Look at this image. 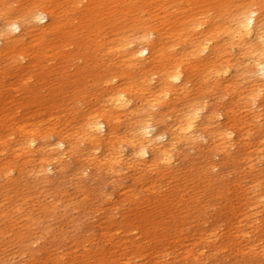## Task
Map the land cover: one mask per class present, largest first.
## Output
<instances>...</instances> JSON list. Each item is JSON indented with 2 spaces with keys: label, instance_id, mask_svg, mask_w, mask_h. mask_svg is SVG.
<instances>
[{
  "label": "bare ground",
  "instance_id": "bare-ground-1",
  "mask_svg": "<svg viewBox=\"0 0 264 264\" xmlns=\"http://www.w3.org/2000/svg\"><path fill=\"white\" fill-rule=\"evenodd\" d=\"M4 3L0 0V5ZM107 3L95 0L91 12L87 7L83 15L89 19L81 28L94 24L98 34L97 25L105 20L111 24L113 38L103 40L98 34L91 35L92 39L82 34L76 44L83 49V65L63 85L49 88V105L63 113L59 121L38 116L34 121L23 119L0 134V154L4 155L0 163V264H21L23 255L29 258L27 264L113 263L115 250L105 249L104 240L114 244L122 234L132 235L134 230L146 234L148 218L137 211L136 224L122 218L116 226L114 214L103 206L111 194L103 193L104 186L110 190L119 187L122 171L137 174L138 183L148 173L169 174L178 181L182 171L176 161L184 163L188 149L199 156L197 165H191L186 175L192 185L198 188L204 183L203 191L209 195L215 189L216 194L237 197L236 205L223 216L233 232L211 248L220 233L199 228L194 242L181 245L177 252H166L168 240L181 234L175 230L169 233L170 225L158 233V238L150 235L155 240L147 249L155 255L154 264H204L206 260L203 262L200 256L206 253L213 264L228 256L233 259L229 264H261L257 259L250 261L249 249L252 258L260 255L243 241L249 240L250 233L244 226L250 217L247 209L264 211V169L260 167L264 165V4L235 0L233 7L228 1H216L209 18L207 9L197 6L174 24L166 23L169 28L164 31L143 19L139 30L133 31L132 25L133 32L125 36L124 29L108 17ZM0 10V55L27 35L46 44L45 33L56 35L61 51V47L72 44L77 31L65 24L61 28L55 13L39 4L16 16L5 7ZM77 54L62 52L60 58L73 61ZM103 54L108 60L101 62ZM13 61V66L23 67L24 73L38 63L33 59L22 66L17 56ZM21 74L18 80L24 79ZM70 99L76 107L69 105ZM35 100L42 101L39 96ZM231 147H235L234 156L229 153ZM215 154L220 155L219 160L210 162ZM47 171L52 177L46 175ZM84 174L91 182L77 186L85 194V201L80 203L68 195L64 184ZM246 178L248 185L243 183ZM196 188L182 195L176 190L177 210L196 202ZM138 193L140 190L129 187V198H137ZM69 211L77 215L68 218ZM100 211L104 212L101 225L105 227L99 238L94 237L88 223L90 229L68 237L71 253L83 249L81 255L87 262L77 260V255L64 260L67 253L57 250L65 238L57 225L65 219L74 224ZM168 213L158 214L155 228L166 223ZM200 215L198 211L194 219ZM255 218L260 224L255 223L254 229L259 230L262 240L257 248L264 252V217ZM45 234L43 255L35 256L31 247ZM87 245L90 247L85 248ZM137 252L129 253L130 257L120 255L114 263L133 264L143 248L138 247ZM176 256L184 260L171 262Z\"/></svg>",
  "mask_w": 264,
  "mask_h": 264
},
{
  "label": "rangeland",
  "instance_id": "rangeland-1",
  "mask_svg": "<svg viewBox=\"0 0 264 264\" xmlns=\"http://www.w3.org/2000/svg\"><path fill=\"white\" fill-rule=\"evenodd\" d=\"M108 3L106 4L109 7L110 15L109 18L115 20V24L118 27L123 28V34L126 36L128 33L133 32L135 30H139L138 26L141 24L143 19L149 21L151 27L158 29L159 31H164L169 28V25L166 23L172 21L171 24H174V21L182 16L183 13L188 11L189 9L196 8L197 6L205 7L207 9L206 17L209 18L212 15V6L216 1L220 3L230 2L233 4L235 0H102ZM242 1H253V0H242ZM258 3L264 4V0H254ZM95 3V0H5V3L0 5L1 7H5L7 12L16 16L19 15L23 10H31L35 7V4H39L40 7L48 8L52 10L59 22V26L65 24L70 28L76 27L77 31L73 33L72 44L65 45L61 47L62 52H70L76 54L78 51V58L73 61L70 59H61V51L57 48V39L56 35L52 33H45L44 40L46 44L41 41H38L36 36H25L21 43H17L12 45L9 51L0 55V134L7 132L10 130V125L15 121L27 120L34 121V117L47 121H59L63 116V113L59 114L57 108L52 107L48 103V99L52 96L49 93V88L51 86L59 83L63 85L67 79L69 80L72 75L81 68L83 65L82 52L83 49L77 46L76 41L83 36L86 35L88 37L92 36H102L103 40H110L113 38L112 31L110 28V23H105V20H102L100 23L98 20H95L96 23H99L98 32L96 33V29L93 28L94 24H89L85 29L81 28L84 20L89 19V16L85 17L83 15L86 11L87 7H90V12ZM1 11V10H0ZM96 19H100L98 15L93 16ZM134 25V30L131 31V26ZM90 29V30H89ZM89 30V31H88ZM139 32V31H138ZM137 32V33H138ZM95 34V35H94ZM130 34L128 37L135 35ZM92 35V36H91ZM104 36V37H103ZM56 39V40H55ZM92 39H94L92 37ZM55 45V47H54ZM57 49V50H56ZM45 53V54H44ZM14 56H17V59L20 61V65L25 66L28 61L35 59L38 61L36 65L30 67L31 69L24 73L23 67L13 66ZM55 58V59H54ZM101 62L108 60V55L103 54L100 56ZM118 60V58H116ZM74 65V66H73ZM20 73H24L22 77L24 79L18 80V75ZM20 83H22V87H20ZM24 88V89H23ZM40 97L42 101L36 103V97ZM68 97H65L67 99ZM43 102V103H41ZM66 106L67 102L65 101ZM33 104V105H30ZM38 104L37 106H34ZM28 105V107H26ZM71 107H76V104L71 103ZM68 105V106H69ZM39 127H44V124H38ZM229 153L234 156L235 155V147H231ZM187 150V149H186ZM218 154L211 155L212 161L219 160ZM2 157L4 155L0 154V163L2 162ZM199 156L193 149L187 150V159L184 163L176 161V164L181 165L180 170L182 172L179 173V180L177 181L175 178L170 176L169 174L159 175L154 173L146 174L141 182L138 183L135 180L137 174H133L132 172L125 174V171H122L124 174H120L119 176V187L114 190H110L108 186H104L103 193L111 194L107 195V202L103 205L110 213L113 215V221L116 226L122 218L124 220L133 221L135 224L137 219V211H140L142 214H146L148 218V224L145 229H148L151 233L149 234L148 230L146 234L140 235L137 230L132 231V235L130 234H122L119 239H116L114 242L119 243L117 245L111 244L108 241L103 242V246L105 249H110L109 251L115 250V258L111 259L113 263L120 255L128 256L129 253L137 252L138 247L143 248V254L137 255L133 262V264H154L155 255L151 253V248L149 245H153V238L150 235H157L163 230H167L170 228V232L175 230V232L180 231L181 234L179 238L175 236L170 238L166 245V252L176 251L177 248L181 245H188L196 240L195 231L199 228L208 229L207 233L216 231L220 233V236L217 239H213L214 245L216 246L220 241L225 240L227 238V234L229 231L233 232V229L223 220V216L227 214L232 208L236 205L238 201L236 196H222L220 194H216L215 189H212V195H209L207 192L203 191L204 183L199 184L198 188H196L195 184L192 185L193 181L189 178H186V175L190 174V166L197 165V160ZM260 165V164H259ZM264 169V165L261 166ZM1 169V168H0ZM215 169V168H214ZM215 172V170H213ZM12 175L13 173L10 172ZM46 175L48 177H52V172L47 171ZM132 176V177H131ZM231 176V175H230ZM232 177V176H231ZM3 180V177H0V181ZM89 183L88 176L86 174L81 175L79 178H72L71 181L66 182L64 184L65 190L68 192V195L78 202H84L85 194H83L82 190L77 187L80 183ZM245 185H248L249 179L243 182ZM179 184V186H177ZM77 189H75L76 187ZM132 185V186H131ZM129 187L135 190H140L137 198H133L128 196ZM178 188V189H177ZM184 188L182 191L180 189ZM196 188L197 191V199L196 202H188L187 206L183 210H177L176 206V190H179V193L185 194L188 193L191 189ZM211 190V189H210ZM248 193V190L245 191V194ZM250 196V195H249ZM91 200V196H89ZM242 197V196H241ZM111 207V209H108ZM249 210V222L244 224L246 227V231H250L247 233L248 241H243V244H248L254 246L260 257L252 258L253 253L249 249L248 256L251 258L250 261L257 259L261 264H264V252L260 251V248H257L259 244H261L262 240H259L261 235L259 230H255V223L258 222L255 217L261 220L264 217V211L261 213H256V209L248 208ZM168 211L169 213L165 215L166 223H161L158 228H155V221L157 220V216L161 212ZM201 211V215L198 220L194 219V216ZM255 211V212H254ZM76 212V211H75ZM73 211L68 212V218H71L77 215ZM104 212L100 211L89 214V217L83 218L81 217L74 224L65 219L60 224H58V230L63 235L62 239L65 238L62 247L57 251L59 254L67 253L63 258L67 260L69 258L74 257L75 255L79 256L77 260L87 262L83 260L81 252L83 249H77L75 254L71 253L73 247L71 245V241L68 237L72 234H80L82 229H90L91 232H94V237L97 239L100 237V232L102 228L105 226L101 225L104 218L101 215ZM245 222V221H243ZM88 223V225H87ZM175 224V226L173 225ZM260 224V222H258ZM148 225H151L150 227ZM88 226V227H87ZM136 226V225H135ZM216 226H219L217 229L213 230ZM251 226V228H249ZM109 227V226H108ZM138 227H140L138 225ZM48 235L45 234L43 239H39L35 242L31 249L35 252V256L43 255L42 244L46 241ZM236 239V238H235ZM264 239V237H262ZM237 240V239H236ZM241 241V240H240ZM93 245L94 242H91ZM264 244V243H263ZM90 245H87L85 248H89ZM111 247V248H110ZM180 251V250H179ZM220 250L217 251L219 253ZM176 253L170 255L173 256ZM205 255L200 256L203 262L206 260L204 264H213V261H209ZM130 257V256H128ZM119 259V258H118ZM20 260L21 264L28 263V256L23 255ZM63 260V261H64ZM168 260V259H167ZM170 260V259H169ZM183 256H176L171 260V262L179 263L183 261ZM233 260L230 256L225 258V260L220 261L217 264H229L230 261ZM164 262V261H162ZM118 264V261H117ZM162 264H167L166 262ZM251 264V263H250Z\"/></svg>",
  "mask_w": 264,
  "mask_h": 264
}]
</instances>
